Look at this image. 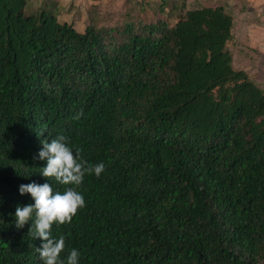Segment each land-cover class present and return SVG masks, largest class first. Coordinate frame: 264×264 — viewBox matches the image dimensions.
<instances>
[{
    "label": "trees",
    "instance_id": "trees-1",
    "mask_svg": "<svg viewBox=\"0 0 264 264\" xmlns=\"http://www.w3.org/2000/svg\"><path fill=\"white\" fill-rule=\"evenodd\" d=\"M167 2L112 27L87 9L78 29L56 8L0 0V264H43L13 213L32 202L21 184L67 187L33 159L58 134L105 164L77 188L85 207L53 224L62 256L264 264V3Z\"/></svg>",
    "mask_w": 264,
    "mask_h": 264
},
{
    "label": "clouds",
    "instance_id": "clouds-1",
    "mask_svg": "<svg viewBox=\"0 0 264 264\" xmlns=\"http://www.w3.org/2000/svg\"><path fill=\"white\" fill-rule=\"evenodd\" d=\"M79 115V114H78ZM42 147L33 159L46 161L39 173L42 177H53L64 190H54L46 179L39 183L35 180L21 184L18 187L20 195L29 194L32 202L17 205L13 213L15 226L23 228L30 222L34 238H40L42 243L36 248L43 264H80L81 252L73 247L65 251V236L52 235L53 224L69 223L79 209L85 207L83 194L77 190L86 174L99 177L105 170L103 161L88 165L79 150H74L68 143V138L58 134L54 138L41 141Z\"/></svg>",
    "mask_w": 264,
    "mask_h": 264
},
{
    "label": "rangeland",
    "instance_id": "rangeland-1",
    "mask_svg": "<svg viewBox=\"0 0 264 264\" xmlns=\"http://www.w3.org/2000/svg\"><path fill=\"white\" fill-rule=\"evenodd\" d=\"M32 10L36 6H45L48 8H56L59 18L64 21L74 22L76 28L80 29L87 22V9L92 12V15L96 18L97 24L100 26L112 27V26H121L126 20L133 19L138 22L139 13H142L144 16L148 17L150 15L151 8L146 7V4L142 11L135 4L136 0H30ZM139 1V0H138ZM141 1V0H140ZM143 2L147 1L155 6L158 2L154 0H142ZM158 1V0H157ZM253 4L259 5L264 3V0H250ZM91 3V6H88ZM171 0H168L167 4H171ZM258 9V8H257ZM260 9V8H259ZM154 10H157L156 8ZM257 11L256 9H254ZM130 16V18L126 16ZM253 14V18H254ZM264 30H260V33H257L259 42L257 45L261 52L264 51ZM255 81L261 80L260 77H263V74L254 76ZM264 85V79H263Z\"/></svg>",
    "mask_w": 264,
    "mask_h": 264
},
{
    "label": "crops",
    "instance_id": "crops-1",
    "mask_svg": "<svg viewBox=\"0 0 264 264\" xmlns=\"http://www.w3.org/2000/svg\"><path fill=\"white\" fill-rule=\"evenodd\" d=\"M154 1L159 2V0L158 1L157 0H154ZM145 3H146V7L151 8V6H153V4H151L150 2L145 1ZM88 6H91V3ZM171 21L174 24L175 23V18L174 19H171Z\"/></svg>",
    "mask_w": 264,
    "mask_h": 264
}]
</instances>
